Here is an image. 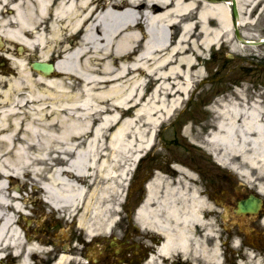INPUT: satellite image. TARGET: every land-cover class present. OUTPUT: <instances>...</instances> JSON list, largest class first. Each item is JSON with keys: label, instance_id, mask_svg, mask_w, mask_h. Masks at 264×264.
<instances>
[{"label": "bare ground", "instance_id": "bare-ground-1", "mask_svg": "<svg viewBox=\"0 0 264 264\" xmlns=\"http://www.w3.org/2000/svg\"><path fill=\"white\" fill-rule=\"evenodd\" d=\"M231 2L0 0V42L8 43L5 55L18 74L0 77L9 85L2 90L6 105L0 104V264L12 251L18 264H32L31 253L38 247L23 239L15 223L16 212L25 213V207L6 186L13 176L39 182L49 205L76 215L87 238L110 230L115 223L111 197L117 198L120 186L96 185L92 175L87 181L85 170L126 177L124 168L154 145L157 126L181 107L192 81L211 71L199 67L202 54L216 44L239 52L238 43H244H236L228 32ZM242 20L240 14L239 26ZM18 45L27 57L13 56L12 47ZM53 58L48 75L28 66L31 60ZM225 102H218L216 126L205 137V148L234 171L236 154L262 170L264 157L255 152L257 140L264 150L258 114L237 100ZM55 156L63 160L54 164L49 159ZM121 158L126 166L116 170L112 160L119 166ZM175 168L172 178L154 173L137 211L142 225L163 235L147 263L223 264L215 214L206 210L212 205L190 185L192 173L180 164ZM257 191L264 194L261 186ZM233 243L238 245L236 237ZM174 255L173 262L165 259ZM67 259L59 252L52 264Z\"/></svg>", "mask_w": 264, "mask_h": 264}, {"label": "rangeland", "instance_id": "rangeland-1", "mask_svg": "<svg viewBox=\"0 0 264 264\" xmlns=\"http://www.w3.org/2000/svg\"><path fill=\"white\" fill-rule=\"evenodd\" d=\"M249 1L238 0L240 14L243 19V23L238 28L240 31L246 32V36L243 35L245 39L263 38L264 0H254L250 6ZM228 32L229 36H234L236 41L237 38L232 27L228 28ZM176 36H174L175 40ZM76 38L73 40H76ZM237 41L236 43L239 42ZM2 42L3 46L0 47V77L6 79L16 77L18 75L16 68L10 62L11 59H7L5 56V54H8L6 53L8 43L3 38ZM238 45L240 49L237 54L230 49L229 44H216L202 54L203 58L199 67L204 70L208 68L211 71L208 72L207 76L192 81L190 92L183 95L185 99L181 107L170 119L163 121L156 128L155 143L147 151H141V153H148L144 156L146 158L140 160L139 163L142 168L139 166L140 168L135 171L132 182L137 185V183L141 184V181L146 177L150 180L153 168L163 170L160 174L172 178L174 175L169 171L171 170L169 163L172 162L182 163L184 166L191 164L193 167L203 164L206 168H208L209 161L214 163L218 167V170L215 169L217 177H219L218 187L212 190L208 185L206 191L219 204L216 205L215 211L211 203L210 209L206 210H213L217 214L213 216L212 222L214 228L222 237V262L223 264H238L241 260L243 264H256L257 261L262 264L264 263V225L257 222L258 217L256 216H253L251 221L248 216L236 215L233 208L238 198L246 196L248 191H255L260 186L262 190L264 189V165H262V170L252 168L250 164L243 163L240 156L236 154L232 158L234 163L237 164L236 172L215 161L212 154L205 148V137L216 126L217 112L220 111L218 102L223 100L226 101V105L233 99L237 100L246 110L256 112L259 117L257 122L262 123L261 130L264 135V43L252 46L247 44L240 46L239 43ZM12 53L16 58L19 56L27 57L25 51L21 53L15 46L12 47ZM31 58L33 59V56ZM8 86V81L4 83L0 80V104L4 106L6 103L2 96V90ZM25 115V112L22 113V116ZM184 128H187V132H184ZM110 131L111 129L107 130V132ZM192 136L194 139L190 140ZM197 143L201 144L202 147ZM255 152L264 157L260 140H257L255 144ZM150 158H153V161L148 162ZM121 159L123 160L119 162V166L112 160L116 170H122L123 165L126 166L127 160ZM49 160L54 164H58V161H62L63 158L55 156ZM196 160L199 162H196ZM108 166L111 171L109 163ZM131 166L130 164L127 170L126 167L124 168L125 175L128 176L129 171L132 169ZM88 173L86 177L91 178L92 175L95 177L96 185L100 184V186L109 184V182L116 185L118 181L124 182L122 176L115 174L111 177L106 175L105 171H97L94 168H88ZM15 180V185L20 186V190H26V196L31 192L30 199L32 203L28 202V208H32V215H26L25 219L21 218L16 223L23 234V239L27 237L25 236L27 234L29 236L27 239L38 246L36 253H31L30 262L32 264H52L59 252L68 255L66 264H98L96 261L102 259H106V262L104 261L102 264H118L114 263L110 256H112L115 248L125 247L126 240L131 241V239L125 238V232L131 234L130 231H127L128 223L131 220L127 217L126 210L139 205L140 201L134 204V200L138 199L140 191H132L129 194V188H126L129 200L121 204L119 212L114 210L113 217L118 219L114 232H112V225L110 230H101L100 233L91 236L89 242H86L84 240L87 239L85 234L77 225L76 215L53 209L49 203L45 202L42 199L44 191L39 187V182L34 183L28 178V175H24L20 180L19 178ZM241 183L248 187L243 188L240 185ZM223 214L226 217H223ZM248 226L256 227L257 230L253 234L247 233ZM144 232L138 231L135 238L141 239L139 238L140 234ZM111 236L116 237L118 244L111 243L113 238ZM234 237L237 238V243L240 242L237 246L233 243ZM246 253H250V255ZM6 258V264L19 263L17 261L19 257L13 254H9ZM174 258H172V262ZM142 264L148 263L145 261Z\"/></svg>", "mask_w": 264, "mask_h": 264}, {"label": "water", "instance_id": "water-1", "mask_svg": "<svg viewBox=\"0 0 264 264\" xmlns=\"http://www.w3.org/2000/svg\"><path fill=\"white\" fill-rule=\"evenodd\" d=\"M231 11H232V22L235 25V32L236 35L238 37L239 40H242L246 43H250V44H259V43H263V40H252V41H247L245 39H243L242 36H240V33L237 30V21L236 18L238 17V11H237V6H236V0H232V6H231ZM33 67L37 70H41L45 73H48L49 70H51V65H47L45 63L42 62H34L33 63ZM260 199L257 198L256 196H254V194H249L247 199H242L239 201L238 203V209L236 210L237 212H249V211H256L259 208L260 205Z\"/></svg>", "mask_w": 264, "mask_h": 264}, {"label": "flooded vegetation", "instance_id": "flooded-vegetation-1", "mask_svg": "<svg viewBox=\"0 0 264 264\" xmlns=\"http://www.w3.org/2000/svg\"><path fill=\"white\" fill-rule=\"evenodd\" d=\"M129 226L127 228V231H130L131 234H129L128 238L131 239L130 244L126 245L125 252H118L114 256L112 254L111 259L113 257L118 259H123V257L130 261L131 263H141L144 261V258L146 257L147 253L153 249V246L156 245V243H153L151 240L146 239V242L144 244L136 243L135 235H137V230L134 228L133 224L131 225L128 223Z\"/></svg>", "mask_w": 264, "mask_h": 264}]
</instances>
